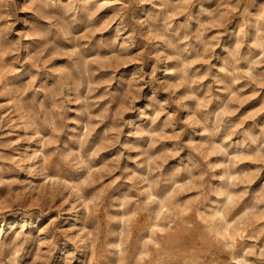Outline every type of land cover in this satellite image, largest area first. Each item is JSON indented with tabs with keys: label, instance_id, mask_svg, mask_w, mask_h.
Wrapping results in <instances>:
<instances>
[{
	"label": "rangeland",
	"instance_id": "rangeland-1",
	"mask_svg": "<svg viewBox=\"0 0 264 264\" xmlns=\"http://www.w3.org/2000/svg\"><path fill=\"white\" fill-rule=\"evenodd\" d=\"M0 264H264V0H0Z\"/></svg>",
	"mask_w": 264,
	"mask_h": 264
}]
</instances>
